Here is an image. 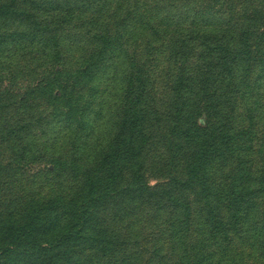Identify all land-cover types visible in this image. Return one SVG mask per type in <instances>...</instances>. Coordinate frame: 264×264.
Listing matches in <instances>:
<instances>
[{
	"label": "trees",
	"instance_id": "16d2710c",
	"mask_svg": "<svg viewBox=\"0 0 264 264\" xmlns=\"http://www.w3.org/2000/svg\"><path fill=\"white\" fill-rule=\"evenodd\" d=\"M138 3L0 0V57L27 51L54 69L31 75L36 77L33 84L10 96L8 105L0 96V117L9 108L21 114L7 122L0 118V182L7 171L4 153L18 164L38 162L50 166L49 175L74 181L67 195L32 198L0 215V264H92L96 256L108 255L118 238L99 212L127 176L129 195L147 192L144 152L151 142L148 124L153 117L169 118L188 181L203 195L204 224L210 232L200 240L201 247L206 240L226 237L230 225H240L259 200L264 203V162L258 169L252 163L255 81L264 79V4L236 11L233 21L219 25L209 24L207 15L195 8L193 15L187 13L191 18L184 28L165 18L146 24L144 15H138ZM140 4L143 12L146 1ZM75 26L94 30L93 47L81 67L68 69L65 54ZM138 27L140 34L149 32L148 38H169V56L179 65L165 111L155 105L147 62L128 52L130 39L140 35ZM115 55L122 61L120 71L115 69L120 94L109 115L111 132L106 143L92 146L97 120L104 117L97 101L99 80L114 66ZM60 64L63 68L55 69ZM40 100L50 108L47 113L32 110ZM51 124L67 134L70 151L56 148L55 141L37 139ZM230 160L228 179L217 181L214 167ZM175 208L181 216L172 222L171 240L189 247L190 206L178 202ZM258 212V229L264 234V206ZM194 254L193 264H214V253L201 248Z\"/></svg>",
	"mask_w": 264,
	"mask_h": 264
},
{
	"label": "rangeland",
	"instance_id": "374dc122",
	"mask_svg": "<svg viewBox=\"0 0 264 264\" xmlns=\"http://www.w3.org/2000/svg\"><path fill=\"white\" fill-rule=\"evenodd\" d=\"M136 1L139 2L140 8L138 15H144L146 24L156 25L157 21L165 18L173 25L180 23L184 28H188L191 18L188 19L190 14L187 13L192 12L193 15L195 8L207 15L209 24L219 25L233 21L232 15L236 11L242 12L250 5L264 4V0H257L255 3L248 0H154V3L153 0H144L146 9L142 12L141 0ZM152 18L155 20H149ZM139 29L140 27L137 31L140 34ZM93 32L91 28L88 30L74 27L68 42V52L65 54L66 68L75 69L82 66L92 51ZM148 33L142 32L137 38L130 39L128 52L130 55L143 57L147 62L155 105L165 111L169 107L172 82L176 78L179 65L174 64L173 58L169 56V38H148ZM121 61V57L115 55L112 60L114 66H109L107 73L99 80L97 101L102 107L104 117L97 120L90 142L92 146L106 143L107 135L111 132L109 115L120 94V81L115 69L118 67L120 71ZM42 64L39 55L30 57L27 51H13L7 58L0 57V96L5 99V105L10 103V96L24 93L25 89L33 84L36 77L31 75L38 71L45 73L46 70H54L51 65ZM61 68L63 64L55 66V69ZM256 77L257 75L254 76ZM255 82L257 138L253 143L252 163L258 169L264 162V79ZM249 101L252 102L253 99ZM32 110L47 113L50 108L44 100H40ZM5 112L8 114L0 117L5 119V122L21 115L15 108H9ZM241 118L240 122H243ZM148 128L151 142L144 152V176L149 188L143 195H129L126 191L130 183L127 176L119 191L101 208L99 214L108 230L118 238V245L108 255L96 256L92 264H193L194 251L197 253L201 248L205 249V253L215 254L214 264H264V234L262 229H258L261 219L258 209L263 207L264 203L259 200L258 206L240 225H230L226 237L222 236L218 242L206 240L201 247L200 240L207 238L210 232V228L204 224L203 195L199 188L192 186L188 181L184 155L176 147L178 143L176 144L175 138L170 136L169 118L153 117ZM43 129L40 134L36 132L40 142H45L43 139L48 142L55 141L56 148L70 151V144H66L67 134L59 129L58 125L54 127V124H51ZM185 152L187 154V149ZM2 159L7 171L0 182V215L8 207L14 210L32 198H46L56 193L67 195L74 187V181L68 177L57 178L49 175L47 169H50V166L39 165L38 162L18 164L13 158L9 159L7 153H4ZM232 165L230 160L226 166L214 167L213 176L221 182L228 179V171ZM178 202L189 205L191 209V229L187 236L189 247L171 240L172 222L181 216V210L175 208ZM225 217L227 218V215Z\"/></svg>",
	"mask_w": 264,
	"mask_h": 264
}]
</instances>
